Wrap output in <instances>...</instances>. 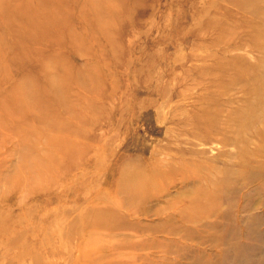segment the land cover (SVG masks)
Masks as SVG:
<instances>
[{
  "label": "rangeland",
  "instance_id": "rangeland-1",
  "mask_svg": "<svg viewBox=\"0 0 264 264\" xmlns=\"http://www.w3.org/2000/svg\"><path fill=\"white\" fill-rule=\"evenodd\" d=\"M237 2L17 0L14 18L0 12V264H264L262 124L243 131L250 145L225 146L241 130L210 116L219 133L199 137L208 110L264 114L234 87L216 102L231 65L264 78V1ZM38 4V55L56 53L51 103L20 110L19 78L37 65L19 28ZM241 150L261 158L226 175Z\"/></svg>",
  "mask_w": 264,
  "mask_h": 264
},
{
  "label": "bare ground",
  "instance_id": "bare-ground-1",
  "mask_svg": "<svg viewBox=\"0 0 264 264\" xmlns=\"http://www.w3.org/2000/svg\"><path fill=\"white\" fill-rule=\"evenodd\" d=\"M238 1V0H237ZM264 0H240V2H237L239 5V7L241 8V6L243 5L244 7L248 6L250 3H255L257 5H259V3L263 2ZM258 2V3H257ZM17 0L16 2L14 1L11 2V0H0V9L3 13V16L6 19V22H8L7 20L10 18H14L15 15L18 14V10H16L17 8ZM100 5L98 3H96V5L91 6V9L89 8L88 10L91 11L93 14H96L97 16L102 17L103 15V10L100 9L99 7ZM31 10H33V18L30 17V21L29 25L30 27L25 29L20 27L19 28V32L20 35L24 36V37H29L30 41L27 44V49L30 50L29 54L33 53L32 57L30 56V60L31 63L34 64V68L36 69V65H37V69L34 71V75H33V68H29L28 67V71L33 75L32 77H27L25 74L21 75L19 80L21 85L17 86V92L19 93V95H21L22 100L24 98V102L22 101L20 104H16L15 105V109H22V107L26 104V99H32L33 101H36V99H38L41 103V105L43 106H38V107H48V103H51V99L49 101L46 102L45 98L46 96L52 95V76H50V74L48 73V71L50 70L47 66L46 63H44V61L48 58H50L52 56V59L55 58L56 53L54 52L49 53V54H45L44 55H38V53L40 52V43L38 41V39L36 38V36H32L34 34H32L31 32H37V30L39 31V28L42 29L43 28V22H40V16H47L43 14V9L41 4L38 5H34V7L31 5L29 6ZM83 12V11H82ZM86 15V12L84 13ZM39 21H38V19ZM99 20V18L97 19ZM9 25V24H7ZM51 26V24L48 23L47 28H49ZM34 29V30H33ZM234 35V34H233ZM254 42L256 44H258L259 46L261 45L260 41L257 38H254ZM30 43H33L32 45H30ZM44 45V44H43ZM262 49L264 50V44L261 45ZM19 54V53H17ZM52 54V55H51ZM19 56L21 57L22 55L19 54ZM47 57V58H45ZM38 64H40V66H38ZM264 65V63H263ZM263 65H261V69L263 67ZM231 71H233L237 76L236 79L234 80V82L232 84H230V88L229 90L224 94V95H219L216 97V102H221V98L224 96H229L230 94V90H238L239 92H241L242 94H247L248 95H254L255 97H257L258 99L260 98V102L258 103L259 106H263L264 108V96H262L264 94V78L261 77H254V79H251V75L252 73H255L258 71V69L255 67V69L251 70L250 69H245L246 71H249V73L251 72V74H248V72L246 73V71H244L243 69L240 70V67L237 65H231ZM248 88L251 93H249L247 90L244 89ZM35 88V89H34ZM243 90V92H242ZM224 92V91H223ZM47 93V94H46ZM18 97V96H17ZM26 98V99H25ZM232 102V101H231ZM28 103V102H27ZM47 104V105H46ZM220 105V104H219ZM17 111V110H15ZM204 117H208V121H204L202 123L203 126V131H204V135L203 137H201V135L199 136L201 139H204L203 142L208 141L209 139H211L213 136H210V133L207 132V130H209L210 132H214L213 130L217 131V133H219V127H218V123L214 122L213 120H210V116L214 117V119H218L221 120V117L224 118V126H229L231 122L235 121V123L237 122L241 132L239 137L236 134V137H226L227 133L225 132L224 135H221L222 139L221 141H223V144L226 146L228 144H233V142L238 143V140L241 139L243 140V142L247 145H250L251 141L249 138H246L244 136V132L246 129H252L255 124H262V128L260 131H255V133H253V136L255 137V139L258 141H260L261 143L264 144V114L260 115L259 117L254 116L253 117V121L249 119V112H245V113H241L242 115H238L237 113H233L230 111H222V109H220V111H207L206 113H204ZM231 114L230 116H228V119L226 120V115ZM209 115V116H208ZM231 119V120H230ZM222 121V120H221ZM222 128V127H220ZM213 129V130H212ZM239 130V131H240ZM216 133V134H217ZM234 139V140H233ZM237 147H243L240 146L239 144H237ZM245 148V147H243ZM261 153L264 152V149L260 151ZM257 153V152H246L244 150H241L239 152V154L237 155L236 160H238V164H234L231 165L233 167H236L237 169L232 170L230 169V167L228 168L229 170H224L226 175H231L234 174V172L236 171H241V173L243 172L242 169L246 166H252L253 163H255L254 161H249L252 157V159H256V158H264V154L262 153ZM261 157H258L260 156ZM235 163V162H234ZM252 163V164H251ZM260 166V165H259ZM262 167V166H261ZM231 170V171H230ZM219 172V171H218ZM229 173V174H228ZM244 173V172H243ZM238 174H240V172H238ZM237 175V174H235Z\"/></svg>",
  "mask_w": 264,
  "mask_h": 264
}]
</instances>
